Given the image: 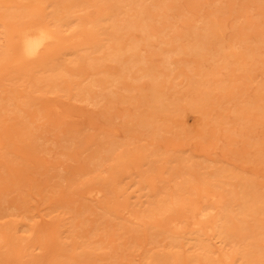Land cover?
<instances>
[{
	"label": "rangeland",
	"instance_id": "rangeland-1",
	"mask_svg": "<svg viewBox=\"0 0 264 264\" xmlns=\"http://www.w3.org/2000/svg\"><path fill=\"white\" fill-rule=\"evenodd\" d=\"M144 1L146 10L137 18H143L141 21L146 23V28L136 29L132 34L146 41L140 45V51L145 55V67H150L153 74H158L156 78L158 87L173 101V104L164 106L166 113L160 111L156 114L149 128L141 123L142 119L150 113L153 114V110L144 103L148 78L135 77L140 71L134 68L119 75L117 81L106 82L99 88L94 87L87 99L79 100L77 95L71 97L72 93L63 97L65 94L61 91H33L34 85L30 86L27 81L16 78L24 64L12 61L10 32L0 33V193L3 194V196L0 194V227L7 222L10 223L11 219H17L26 224L27 228L29 226L33 229H23L22 232L19 230L21 234L25 231V235L32 232L27 240V244H32V249L27 250L24 247V251L16 249L14 253L10 250L21 247L8 243L0 248V264H143V261L146 264L156 255H165L167 260L159 262L158 258H154L150 264H179V252H182L183 258L184 255L190 259L195 255H201L204 257L202 260L208 261V264H221L220 255L225 251L229 252L232 244L238 241L239 236L236 234L238 227L233 226L231 238L224 239L217 234L213 237L202 235V242L205 244L203 248L183 246L180 249L179 244H169L168 235L172 234L169 227L163 231L152 226L147 218L144 219L146 223L142 225L126 222L122 215L116 218L115 215H119L115 210L117 202L126 201L128 207L134 208L145 200L146 189H139L143 181L136 183L140 172L137 175L138 169L133 168L132 164H128L131 166L128 172L124 171V165L127 164H122L123 172L120 170L121 172L117 174L123 176L117 185L122 186L121 190L124 191L119 192L120 188L117 190L115 186L116 189L108 194L111 195L117 190L111 198L116 202L114 208L110 207L116 211L115 213L112 211L104 214V210L97 207L95 202L77 195L82 184L88 186L91 184L90 179L106 174L104 168L109 161L95 165L98 159H102V155H109L108 152L102 153L97 150L100 148L97 146L98 141L104 142L108 139L116 141V146L119 143L116 153L128 154L133 163L142 165V169L146 167L145 162L149 165V159H156V168L146 172L143 177L151 181L150 184L154 185L155 191H167L170 194L178 191L175 197L177 201L169 204L171 209L165 214L168 213V218L175 220H179L180 216L181 224H187V228L191 226L193 214L196 212L192 208L191 199L199 206L210 201H223L232 194L231 191L237 190L236 184L241 178L252 181V184H255L254 188L264 191V115L260 113L264 110L259 109L260 107L244 108L246 112L243 111L242 114L247 116L245 121L234 120L231 111L232 107L245 105L251 98L262 104L259 106H264V95H258V91L256 92L257 85L258 88L259 85L264 86V0ZM59 2L60 5L56 0H0V23L4 25L15 23L17 18L13 17V14L6 15L5 11L11 13L13 10L18 11L19 8L50 20H52L50 13L58 10L64 12L70 5L71 18L107 11L106 0ZM118 4L120 19L135 18V5H127L123 1ZM206 20L213 22L207 33L208 36L214 37L207 40L205 49L198 54L179 52V45L193 41L190 34L195 26H197L195 31L202 32L199 26ZM69 33L67 29L62 35ZM218 39L221 42L218 43ZM201 40H204V37ZM228 44L232 46L228 48ZM219 45L223 47L225 53L233 50L236 54L223 56L221 59L225 57V60L217 62L220 59H215L211 53ZM169 47L176 48L171 54L173 62H161L160 49ZM6 48L9 51L3 56L2 51ZM250 49L253 53L249 52ZM100 54L94 52L92 56L98 58ZM219 56L221 55H217ZM96 61L98 64L94 66L85 65L82 61L70 63L68 66H73L68 68L70 73L56 78L55 81L58 83L68 81L65 83L70 86L84 77L88 80L93 73L102 68L109 72L117 70V64L113 61L104 59ZM196 70L200 76L196 74ZM190 77L210 81L220 79L222 81L219 84H223V89L216 86L208 94L207 103L205 105L203 103L198 111L179 112V104L181 107L185 106L186 100L198 93V90H187L184 86ZM68 86L65 87L66 90ZM24 94L29 96L21 98ZM51 96L61 101L59 115L57 114V117L55 113L52 115L48 111L46 114L49 120L47 117V120L41 119L42 109L38 108L47 104L50 100L48 97L52 98ZM5 97L10 99L7 101L6 98L5 101ZM181 97L182 99H179ZM25 99L28 101L24 102ZM15 104L22 109L19 115L14 108ZM44 110L47 111L49 108ZM63 111L70 116H61L60 114H64ZM214 116H217L221 123H217ZM50 120L53 126L56 125L55 128L46 123ZM33 121L35 123H32ZM180 121L183 123L181 129ZM25 123L29 124L27 131H24ZM53 128L54 131L51 130ZM38 130L44 132L53 140L51 142H54L52 144L49 139L47 140V146L44 147V150L49 148L47 151L42 150L41 142L45 144L42 132L43 137L39 138L41 142L38 139L40 135L35 137L36 133L40 132ZM15 146L18 147V153L13 151ZM152 151H155V156L151 155ZM22 153L25 156L24 160ZM179 155L185 158L186 166L179 165ZM12 156L15 160H11ZM29 158H32L30 164L26 165ZM33 159L36 161L35 164L37 163L36 167ZM196 161L200 165L193 169ZM202 164L208 166L202 167ZM40 165L46 169L44 170L46 174L42 173L43 167ZM218 166L226 168L215 177L213 170ZM48 168L50 171L61 169L63 174L60 173L67 177L66 180L65 178L62 180L60 173L59 178L58 174L51 176L50 172L47 173ZM185 170L195 171L198 178H193V182L186 186L188 198L183 199L181 204L183 206L179 207V188L175 186L179 185ZM26 173H29L27 177L24 175ZM41 176L44 178L41 179ZM17 177L19 180L24 178L27 184L22 185L24 183L21 184V181L19 182L21 186L15 184L14 180ZM27 178L29 181L26 182ZM54 178L56 180H53ZM30 180L35 187L30 185ZM52 180L55 185H52ZM123 192L125 195L121 199L116 193L121 196ZM18 196L20 198H17ZM13 198L17 201L22 199V202L16 203ZM8 199L17 205L24 202L27 209H23V204H20L19 206L23 207L19 208L21 212L25 210V213L12 209L14 205L12 201L11 208L5 211L10 207H5L10 204L7 203ZM25 199L28 201L27 204ZM111 199L109 203L112 206ZM3 206L5 209H2ZM161 217L162 215H157L156 220L162 222ZM258 217L256 222L253 217H247L246 227L262 245L261 248L258 247L259 254L258 259L255 257V264H264V210ZM202 219L206 220L208 216ZM121 223H126V226H122ZM162 223L165 224L166 221ZM72 237H75L74 240L79 242L80 247L71 246L74 242ZM36 245L38 246L34 247ZM13 246L15 248H12ZM182 261L183 264H197L194 260Z\"/></svg>",
	"mask_w": 264,
	"mask_h": 264
},
{
	"label": "bare ground",
	"instance_id": "bare-ground-1",
	"mask_svg": "<svg viewBox=\"0 0 264 264\" xmlns=\"http://www.w3.org/2000/svg\"><path fill=\"white\" fill-rule=\"evenodd\" d=\"M59 1L61 0H56V2L60 5ZM97 1L99 2L101 0H97ZM106 1H107V4H106L107 11H104L102 13H94L93 15H89V14L80 15L74 18H71V14H70V7L72 5H70L66 10H64V12H60L58 10L57 12L54 11L52 14L50 13V18L52 20L40 18L38 17L37 14L33 15V13H27L24 8L18 9V7H16L15 10L18 9V11L13 10V12L11 13L10 11H5L6 15L12 16L13 14V17H16L17 20H15V23H12L10 25L9 24L4 25V23H0L1 24L0 33L7 34L8 32H10L11 52L13 53L12 54L13 56L11 57L12 61L24 64L23 69L20 70L19 73H17L18 76L16 77V74L14 76L18 79L27 81L28 85L30 86L34 85V88L32 89L33 91L35 90H38V91L43 90L44 92L61 91L62 93L65 94V96L63 97H66L68 96V94L72 93L71 97H76L77 95L78 99L81 100V99H87L88 95H90L91 89H93L94 87L99 88V87H102L101 85H103L106 82L117 81L119 75H122V73L129 72L135 68L136 71H140L139 74L135 76L136 78H140V77L148 78V82L146 84V92H145L146 98L144 99V103L147 104L148 107H152L153 114L150 113L149 116L141 120V123L149 128L152 125L153 123L152 119L155 118L156 114L159 113L160 111L165 112L166 109H164L165 108L164 106L165 105L167 106L168 104H173V101L172 99L169 98V95L164 93V91L158 87L157 80H156V78L158 77V74H153L150 67H145V55L142 53V51H140V48H141L140 45L146 41L142 37L140 38L135 37L132 34L133 31L136 29L144 30L146 28V23L141 21V19L143 18H137V16L140 13L146 10L145 1L144 0H106ZM120 1H123L127 5L136 6L135 18L127 17L125 19H120L118 17V7H119L118 3ZM54 21H58V22H54ZM212 25H213V22H211L210 20L203 21L202 25L199 26L202 32L195 31V29L197 28V26H195L194 27L195 29L192 30V34H190L193 41L186 43L185 45H179V52L198 54L203 49H205L207 40L214 37L213 35L208 36V33H207L208 29ZM67 29L69 30L70 33L68 35L67 34L62 35L63 31ZM148 35H150V33H148ZM203 37H204V40H201V38ZM219 42H221L220 39H218V43ZM231 46L232 44L227 45L228 48ZM8 51L9 50L7 48L4 49L2 51V53L4 54L3 56H5L6 53H8ZM175 51H176V48H173V47L160 49L159 53L161 54V62L163 61V62L172 63L173 61L171 60V54ZM94 52L101 53L100 57L94 58V56H92V53ZM249 52L253 53V50L250 49ZM211 54L212 56H215V59L219 58L220 60H217V62L220 63L221 61L225 60V57H228L230 55L231 56L235 55L236 53L233 50H230L229 53H225L223 51V47L219 45V47L216 48ZM217 55H221V56L217 57ZM223 56L225 57L221 59ZM97 59L98 60L104 59V60L115 62L117 64L116 65L117 70L115 72H111V71L109 72L107 69L102 68L96 71L95 74L93 73L92 76L88 78V80H85L86 77H84L80 81H76V83L72 81L73 83L70 86H68L67 83H65L68 81H63L59 83L55 81L56 78H60L70 73L69 72L70 70L68 68L69 67L73 68V66H68L70 63L82 61V63L85 65L94 66L95 64H98V61H96ZM72 68H71V72H73ZM196 74L200 76V73L197 70H196ZM70 80H73V79H70ZM220 81L222 80L211 79L210 81L209 79L201 80L200 78L190 77V79L185 82L184 86L186 87L187 90H198V93L195 96H192L189 99H187L185 106L183 105L181 107L179 104V112H181V110L198 111L203 103L204 105L207 103L208 94L212 92V90L216 86H220L223 89L222 87L223 84H219ZM201 85L202 87H200ZM66 86H68L67 90L65 89ZM262 90H264V86L259 85V88H258V85H257L256 92L258 91L259 93L258 95H261V96L264 95L263 94L264 92ZM261 91L263 93H261ZM27 96L29 95L24 94L22 95V97L21 96L20 97L24 98ZM6 98H7V101L10 99L9 97H5V101H6ZM179 99H182V97ZM48 100L49 102L47 104L43 106L41 103V106L43 107L38 108V109H42L41 116H40L41 119L42 118L46 119L47 117L46 113L48 111L52 113V115L53 113H55L56 115L57 114L59 115L58 108H61L60 99L56 100L53 97L52 98L48 97ZM27 101L28 100L25 99L24 102H27ZM259 105H262V104L256 103L251 98L250 100L248 99L245 105H241L238 107H232L231 111L233 112L234 120L245 121L247 119V116L242 114L243 111L246 112L244 108L252 109V108L260 107L259 109L263 111L264 106H259ZM14 108L16 111H18V115H19L22 109L18 105L14 106ZM45 108H49V110L45 111L44 110ZM66 113L60 114V115L64 117L70 116L69 113L67 114ZM260 113L262 114V116L264 115V111ZM256 114L259 115L258 113ZM214 117H215L214 120L217 119V123H221V121H219L217 116H214ZM47 119L49 120L48 117ZM62 120H58V121L61 122ZM38 121H40V123H43V122L45 123L44 119H43V122H41V120H38ZM28 122L29 121H27V123ZM32 123H35V121H33ZM46 123H50L53 126L51 120L50 122L48 121ZM57 124H59V122ZM182 125L183 123L180 121L179 129H181ZM28 126L29 124L25 123L24 131H27ZM54 126L56 127V125ZM54 128L51 130L54 131L55 130ZM58 130H59V127H58ZM38 131L40 132L36 133L35 137L37 135L38 136L40 135V137H38L39 139V138H42L44 135L47 138V139L45 137L42 138V140H45L44 141L45 144H42L41 140L39 139L42 145V150L47 151L49 148H47V150H44V147L47 146L46 143H48L47 140L49 139L50 143L52 144H54V142H51L53 140L50 139L49 136L47 137V135H45L44 132H42L41 130H38ZM41 132L43 134L42 136H41ZM92 143H93V140H92ZM102 143H104V145H101ZM98 144L99 145L97 146L98 148L99 147L100 148L97 150L102 151V153L108 152L109 155L108 154L102 155L101 156L102 159H98V162L96 163L95 166L102 164L104 161L105 162L109 161L108 163H106L107 165L106 168H104V172L106 174L102 176L100 175L98 177H93L92 179H90L89 182L91 183L90 184L91 186L90 185L86 186V184H82L80 186L81 188L80 187L78 188L79 192L78 193L76 192L78 196L79 195L83 196L85 199L95 202L97 207L99 206L101 209L104 210L103 211L104 214H106L105 212L111 213L112 211H114V209H111V208H114L113 205L116 202H113L114 200L111 198H113L115 195L114 193L117 190H119L118 188H120L119 192L124 191V190H121L122 186L119 187L117 185V183H120L123 176H119L117 174H119V172L121 171L123 172L122 164L126 163L127 165L126 166L124 165L125 172H128L131 166L133 168L138 169V171L136 170L137 175H139V172H140V175L137 176L139 179L136 181V183L138 181L144 182V183L142 182V184L139 182L141 185L139 189L140 190L146 189L145 194L147 196L145 195L144 202H141L142 203L141 205L144 204L143 206L138 204L137 206H134V208L128 207L127 205L128 203L126 201L122 202L121 200V202H117L116 209H115L117 212L114 211V213L116 212L119 215L117 216L115 215L116 218L122 215L124 218L123 220H125L126 222L134 223V224L140 223L139 225L145 224L146 221L144 219L147 218L151 221V224H153L152 226L158 227L163 231H165L167 227H169L170 230L172 229V234L168 235L169 244L171 245L179 244L180 249L183 246H188L189 248L194 247V246H199L203 248L205 244H203L202 242L203 240L202 235H211L213 237L214 234H217V235L222 236V238L224 239L231 238L232 237L231 227L236 226L238 227V230L236 233L239 236L238 241L236 240L235 244H232L233 246L229 252H226V251L223 252L220 255L221 258L219 260L221 261V264H255L256 262L255 260L257 258V255L259 254L257 253L258 247L261 248L260 246L262 245L258 243V239L253 237L254 235L250 234L251 230L246 227V224L248 222L247 217L249 216L253 217V220L256 222L259 219L258 215L263 212L264 210V191L259 190L260 188H254L255 184H252V181L239 177L241 179L236 184V186L238 187L237 190L231 191L232 194L228 198L224 199L223 201H210L209 203L205 205L199 206L194 202V200L192 201L191 199V204L193 205L192 208L196 210V212L193 214V220L191 222V226L187 228V224L185 225L181 224L182 219L180 216H179V220H175L174 218H168L169 217L168 213L165 214V212L170 211L171 209L169 204L171 202L177 201L175 197L178 194V191H175L173 194L172 193L170 194L167 191L165 192L155 191L154 185L150 184L151 181L143 177L146 172H150L151 170L153 171V169L156 168V159L148 158L149 165L147 164L148 162H145L146 167L142 169L141 168L142 165L139 163L138 165L136 163H133L128 154L115 152L116 149L120 146L119 143L116 146L117 144L116 141L108 139L107 141H104V142L98 141ZM17 148H18L17 146L13 148V151L16 153L19 152ZM22 154H23L21 155L23 157L22 160H24V157H25L24 153ZM61 154L65 155V153H61ZM151 155L155 156L156 155L155 151H152ZM13 157L14 156H12L11 160H15L13 159ZM16 158L19 159V157H16ZM31 159L29 158L28 159L29 161L25 164L27 165ZM35 162L36 161H34V167L37 166V163L35 164ZM184 162H186L185 158L179 155V165L183 166ZM145 163H142V164H145ZM195 163L196 165H193V169H195V166L200 165L198 164L197 161ZM128 164H132V165L130 166ZM40 166L43 167L42 165ZM203 166H208V165L202 164V167ZM225 168L226 167H223V166L216 167L213 170V175H215V177L216 176L218 177L219 174L222 172V170H225ZM49 169L50 168L47 169V173L50 172L51 176L52 175L57 176L58 174L57 178H59L61 173L63 174V172L59 168L55 169V171L54 170L50 171ZM94 169L96 168L94 167ZM44 170L46 169L43 167L42 173L46 174V171L44 172ZM36 173L39 174V171H37ZM27 174L29 175V173L24 174L25 177H27L26 176ZM61 177L63 176L61 175ZM65 177L66 176L64 175L62 180ZM40 178L42 179L44 177L41 176ZM193 178H198L196 172L192 170L190 171L185 170L183 173L182 179L179 180V185L175 186L176 188H179V207L183 206L181 205L183 203V199L188 198L186 196L188 193L185 188L186 186H189L193 182L194 180ZM23 179L20 178L19 180V178L17 177V179L14 180V183L20 186L22 183H24L22 185L27 184L24 182ZM53 180H56V178H54ZM53 180H52V185H55L53 184ZM16 181L18 182L16 183ZM20 181H21V184L19 183ZM27 181H29V178H27L26 182ZM30 183H31L30 185L35 187L32 184L33 182L31 180H30ZM115 186H117V190H115V192L112 193L111 195H108L111 191H114ZM193 187L194 186H190V188H193ZM37 189L39 190L38 187ZM28 193L30 194V192ZM0 194L1 196H3L2 193ZM29 194L28 196L31 197V195ZM116 194L119 197H121V199L125 195L124 192L123 194L121 193V196L118 193ZM19 196L21 197L20 194ZM19 196L17 198H20ZM28 196L25 195V197H28ZM6 199L7 198H5V200ZM110 199L113 202L112 206L109 203ZM21 200L19 201L18 199L17 201L16 199L14 201H16L17 203V202H22ZM28 200L30 202V199ZM7 201L5 202H7L8 204L10 203V204L8 205L7 203H4L8 205V206L4 205L5 207H9L12 203L14 204V202L11 199L10 200L8 199ZM10 201H12V203ZM24 201L27 204L28 201H26V199ZM20 204L21 205L23 204L24 206L23 209L25 208L27 209V207H25L27 205H25L24 202L19 203V205ZM19 205L14 204L12 209L15 208L19 211V213L24 214L25 210L21 212V209L19 208L23 206H19ZM5 207L2 209H5ZM10 208L11 206L9 208H6L5 211L9 210ZM123 210H125V212H123ZM157 215H162L161 217L162 222L166 221V223L163 224L161 221L160 222L157 221L156 220ZM207 216H208V219L206 220L202 219L203 217H207ZM121 225L126 226V223H121ZM1 227H0V248L10 243L12 245L16 244L17 246L21 247V248H18V247L15 248L13 246L12 248H15V250H10V251L14 253H16V249L20 250V252L24 251V247L27 250L32 249V244L31 243L27 244L28 237L32 232H30L29 235H25V231H23L24 234L19 233L20 231L22 232L23 229L33 230L32 227L28 226L27 228L26 224L18 221L17 219L15 220L11 219L10 223L7 222V224L3 225L2 228ZM71 239L74 240L75 237L74 238L72 237ZM73 240H71V243L73 242ZM86 245L87 244H85V246ZM37 246L38 245L34 247H37ZM71 246L74 248H78L81 245L79 244V242L77 243L74 240ZM152 255H153L152 257H154V253H152ZM182 256H183L182 252H179V264H183V261H182L183 259L189 260V261L194 260L195 261L194 263H197V264H208L209 263L208 261L206 262L203 261L202 259L204 257L201 255H195L192 259L188 258L185 255H184V258ZM149 258H151V256H149ZM154 258H158L159 262H165L167 260V257L165 255H160V256L156 255ZM154 258H151L149 260V263H146V264H150V262ZM143 264H145L144 261H143Z\"/></svg>",
	"mask_w": 264,
	"mask_h": 264
}]
</instances>
